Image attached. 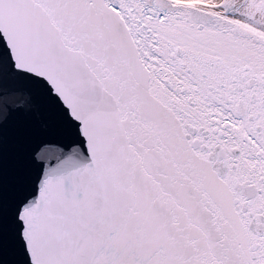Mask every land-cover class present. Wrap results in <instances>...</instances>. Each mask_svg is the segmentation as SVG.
<instances>
[{
  "label": "snow or ice",
  "instance_id": "6c2138e0",
  "mask_svg": "<svg viewBox=\"0 0 264 264\" xmlns=\"http://www.w3.org/2000/svg\"><path fill=\"white\" fill-rule=\"evenodd\" d=\"M0 264H264V0H0Z\"/></svg>",
  "mask_w": 264,
  "mask_h": 264
},
{
  "label": "water",
  "instance_id": "95a60500",
  "mask_svg": "<svg viewBox=\"0 0 264 264\" xmlns=\"http://www.w3.org/2000/svg\"><path fill=\"white\" fill-rule=\"evenodd\" d=\"M10 127H11V126H10ZM13 195H14V194H13L11 188H10V189H6V192H5L6 199L9 197V199H10V201H11ZM6 258H7V260H8L9 262L15 261V260L17 259V256L11 251V246H10V249H9V252H8Z\"/></svg>",
  "mask_w": 264,
  "mask_h": 264
}]
</instances>
